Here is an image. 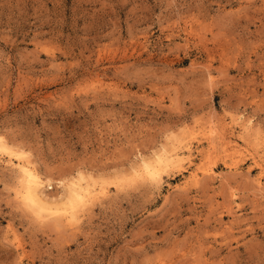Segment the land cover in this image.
Returning <instances> with one entry per match:
<instances>
[{"label":"rangeland","instance_id":"obj_1","mask_svg":"<svg viewBox=\"0 0 264 264\" xmlns=\"http://www.w3.org/2000/svg\"><path fill=\"white\" fill-rule=\"evenodd\" d=\"M262 164L264 0H0V264H264Z\"/></svg>","mask_w":264,"mask_h":264},{"label":"bare ground","instance_id":"obj_2","mask_svg":"<svg viewBox=\"0 0 264 264\" xmlns=\"http://www.w3.org/2000/svg\"><path fill=\"white\" fill-rule=\"evenodd\" d=\"M249 127L250 126H247V127L245 126L244 130L245 129L247 130V128L249 129ZM209 128H211V127H209ZM211 130L212 131L210 132V135H209V137H210L209 141H210L211 147L213 148L214 145H216V142L214 140L213 128ZM223 135L222 134L219 135L221 137L217 140H220L219 141L220 144H221V142H223L225 144V146H226L225 152L229 155L236 154L237 152H236L235 148H233V146H230L231 145L230 142L229 143L225 142L227 138H224ZM6 148H9V147H6ZM214 149H216V148H214ZM161 151H162V149H161ZM188 151H190L189 148H188ZM230 153H232V154H230ZM229 157H231V156H229ZM181 161H183V158L181 157V155L179 153H173L171 155L164 154L162 156H158L156 163H147L146 161H143L142 170H141L142 174H140V175H142V177L145 176L146 178H148L149 180H151L153 182H158L159 180H161V168H162V166L169 167L172 164L177 163V162H181ZM232 162H234V161H232ZM18 166L20 168V172H21V175L23 178L22 191L19 194L22 197L23 202H25L26 205L33 208L35 210V212L38 214V216H41L44 218H53V219L55 218L56 221H61L62 219H67L68 221L74 220L77 218L76 211L78 209H80L81 205L83 206L86 203L93 200L96 193L99 192V193H101V195H104L105 191H106L105 188L97 187L98 185H96V184H87L86 186H80L79 184L71 183V185L67 184L68 185L67 186L68 197H66L67 202L65 204L56 203V202L50 201L48 198L44 197V195H43L44 192H42V187L44 185V182L34 172V170L30 167V165L28 163H26L23 159H19L18 160ZM231 166L233 168H237V163L235 162L234 164H231ZM203 172L205 174L213 175L214 170L211 167V168L205 169ZM262 172L264 173V164H262Z\"/></svg>","mask_w":264,"mask_h":264}]
</instances>
